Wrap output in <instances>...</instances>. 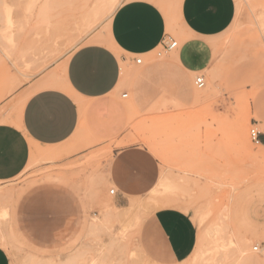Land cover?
Here are the masks:
<instances>
[{"label":"rangeland","instance_id":"rangeland-1","mask_svg":"<svg viewBox=\"0 0 264 264\" xmlns=\"http://www.w3.org/2000/svg\"><path fill=\"white\" fill-rule=\"evenodd\" d=\"M124 1L75 36L76 21L92 14L97 0H0V121L20 123L27 95L15 92L24 83L42 76L33 85L39 88L52 66L75 49L108 41L111 17ZM153 1L168 13V32L179 47L158 57L161 47L150 61L173 56L184 41L179 1ZM236 5L233 23L214 42L211 67L202 73L206 86L194 83L191 106L163 103L134 113L119 140H97L83 130L62 151L34 147L25 171L0 182V245L11 264H153L140 249L139 229L166 206L188 212L198 229L200 223L209 232L191 264H264V160L253 156L260 143L251 129L260 127L249 111L251 97L264 86V0ZM131 144L146 146L161 164L156 189L136 198L141 204L134 210L117 205L105 169L115 148ZM45 189L73 197L81 209L77 228L63 231L58 242L57 230L51 238L45 230L57 217V202L36 205L35 194Z\"/></svg>","mask_w":264,"mask_h":264},{"label":"crops","instance_id":"crops-1","mask_svg":"<svg viewBox=\"0 0 264 264\" xmlns=\"http://www.w3.org/2000/svg\"><path fill=\"white\" fill-rule=\"evenodd\" d=\"M178 1L184 41L173 56L150 61L162 47L165 36L171 35L168 13L165 15L153 0H125L111 17L105 37L108 41H93L75 49L65 62L58 61L52 66L54 72L39 88L33 85L42 76L16 90L17 97L25 94L27 98L19 124L0 121V182L12 180L25 171L34 147L62 151L72 146L83 130L97 140H119L126 134L134 113H147L163 103L189 107L196 101L195 78L211 67L214 42L233 23L237 5L236 0ZM138 57L143 59L142 64L136 62ZM74 60L102 62L110 72L101 84L80 83L78 87L72 75ZM52 76L57 85H43ZM61 95L71 98L67 102L63 132L34 133L30 126L32 113L44 99ZM249 109L252 124L260 127L259 140L264 146V131H261L264 129V86L251 97ZM128 152L144 153L150 158L149 163L139 173L125 171L123 181H119L116 173L122 165L121 157ZM105 169L108 182L116 189L115 201L120 207L130 204V199L149 194L161 176L158 157L141 144L115 148ZM53 214L57 217L50 220L45 230L49 237H54L57 230L58 242L63 231L72 234L77 228L81 209L73 197L67 200L60 192L57 211ZM206 232L209 233L201 230L200 223L198 229L192 216L183 209L161 207L141 223L140 249L153 264H191L193 256L201 255V239L206 237ZM212 238L217 239L215 233ZM0 264H11L9 253L2 245Z\"/></svg>","mask_w":264,"mask_h":264},{"label":"snow or ice","instance_id":"snow-or-ice-1","mask_svg":"<svg viewBox=\"0 0 264 264\" xmlns=\"http://www.w3.org/2000/svg\"><path fill=\"white\" fill-rule=\"evenodd\" d=\"M109 72V67L102 62L91 63L79 60H74L73 62L72 75L78 87L80 83L101 84L106 80ZM70 100V97H65L64 95L51 96L44 99L31 115L30 126L33 132L48 135H58L63 132L66 126L67 102H70ZM261 131H264V129H261ZM149 159L144 153H126L121 157L122 165L117 170V179L123 181L125 171L141 172L149 163ZM59 195L60 193L56 189L42 190L35 194L36 205L38 208L50 206L57 202Z\"/></svg>","mask_w":264,"mask_h":264},{"label":"bare ground","instance_id":"bare-ground-1","mask_svg":"<svg viewBox=\"0 0 264 264\" xmlns=\"http://www.w3.org/2000/svg\"><path fill=\"white\" fill-rule=\"evenodd\" d=\"M98 4L97 6L94 8V11H92L89 14H85L83 15V17L79 20L76 21V27L74 28L75 30V36L78 34H81L83 32H88L89 30H91V28H93V26H95L96 22H98L101 17L104 16V14L106 12H110L113 10L114 6L117 4V0H97ZM88 4V3H87ZM119 5V4H118ZM88 6V5H86ZM94 7V6H93ZM62 11V10H61ZM90 11V10H89ZM74 26V25H73ZM73 30V29H72ZM11 38V37H10ZM101 39V38H100ZM11 40V39H10ZM105 41V40H103ZM12 44V43H11ZM14 46V45H13ZM13 50V49H12ZM9 53V52H8ZM9 55V54H7ZM10 57V56H9ZM45 85H57L56 80L53 78L51 80H49L47 83H45ZM250 111V110H249ZM20 118H21V112H20ZM150 143V142H149ZM148 143V144H149ZM149 145H152L149 144ZM46 151V150H45ZM253 156L255 159L262 161L264 160V146L262 144H260V151L253 153ZM47 157V156H46ZM156 188H154L153 190H155ZM152 190V191H153ZM150 201V200H149ZM169 202H171V200H167ZM176 203V202H175ZM140 201H136L135 198L131 200L130 205L128 206L129 210H134L137 207H139L140 205ZM144 204V203H143ZM138 209V208H137ZM2 213V212H1ZM5 215V214H4ZM1 216V215H0ZM1 221V219H0ZM218 232V231H217ZM216 239V238H215ZM69 260V259H68ZM94 264V261L93 263Z\"/></svg>","mask_w":264,"mask_h":264},{"label":"built area","instance_id":"built-area-1","mask_svg":"<svg viewBox=\"0 0 264 264\" xmlns=\"http://www.w3.org/2000/svg\"><path fill=\"white\" fill-rule=\"evenodd\" d=\"M179 47V42L178 40H176L174 37H172L171 35H167L165 36V38L163 39V43H162V49L157 53L158 57H161L163 54H166L170 51H173L175 49H177ZM136 62L138 64H142L143 59L141 57H138L136 59ZM195 84L198 88H204L206 86V80H205V76L203 74H200L198 76H196L195 78ZM124 96H127V94H124ZM251 137L253 139L254 142L256 143H260L259 140V130L256 128H252L251 129ZM110 193L111 194H116V189L115 188H111L110 189ZM254 250H258L259 246L255 245Z\"/></svg>","mask_w":264,"mask_h":264}]
</instances>
